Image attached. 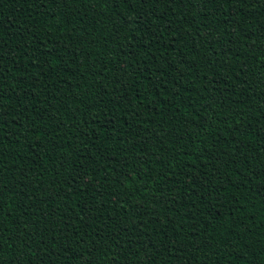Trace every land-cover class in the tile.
Segmentation results:
<instances>
[{
  "label": "trees",
  "instance_id": "trees-1",
  "mask_svg": "<svg viewBox=\"0 0 264 264\" xmlns=\"http://www.w3.org/2000/svg\"><path fill=\"white\" fill-rule=\"evenodd\" d=\"M0 264H264V0H0Z\"/></svg>",
  "mask_w": 264,
  "mask_h": 264
},
{
  "label": "snow or ice",
  "instance_id": "snow-or-ice-1",
  "mask_svg": "<svg viewBox=\"0 0 264 264\" xmlns=\"http://www.w3.org/2000/svg\"><path fill=\"white\" fill-rule=\"evenodd\" d=\"M64 2L66 3V0H64ZM97 2H99V0H97ZM105 2H108V0H105ZM111 2L113 3H124V4H128L129 3V0H111ZM138 3L141 4V6H146V5H149V4H154L155 0H137ZM167 3H176L177 0H166ZM194 2V0H179V3L181 5H183L184 3H188L189 5H192ZM248 0H195V4L197 5H209V4H212V5H222V4H228L230 6H234L236 4H244V3H247ZM174 14V13H173ZM221 15H224L223 12H221ZM205 19H207V17H205ZM133 21H129V23H132ZM226 27H227V19H225L224 21ZM205 28L208 27L207 24L204 25ZM208 36L210 37L211 36V33H208ZM201 38H205L203 36V34H201ZM116 39H119V36L116 37ZM210 63V61H209ZM185 153H182L181 155H184ZM77 179H79L82 183H88L87 181V177L84 176L83 174H80L78 176H74L72 177V180L73 182H75ZM195 182V181H193ZM6 190V189H5ZM26 214V213H25ZM24 229H27L29 227L28 224H25L23 225ZM55 242V240L53 239V243ZM80 242H83L82 240L81 241H78V243ZM37 243H42V239L41 241H38ZM204 247H209L210 245L208 244H204L203 245ZM30 247V246H29ZM32 256H36V252L35 251H32L31 253Z\"/></svg>",
  "mask_w": 264,
  "mask_h": 264
}]
</instances>
